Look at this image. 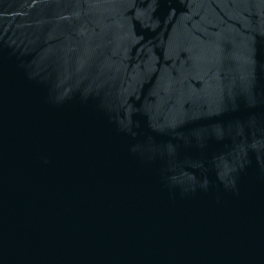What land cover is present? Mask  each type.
Instances as JSON below:
<instances>
[{
  "label": "water",
  "instance_id": "95a60500",
  "mask_svg": "<svg viewBox=\"0 0 264 264\" xmlns=\"http://www.w3.org/2000/svg\"><path fill=\"white\" fill-rule=\"evenodd\" d=\"M0 264H264V0H0Z\"/></svg>",
  "mask_w": 264,
  "mask_h": 264
}]
</instances>
